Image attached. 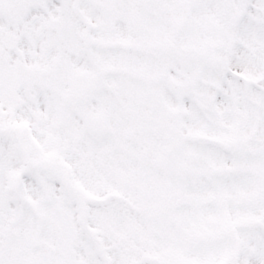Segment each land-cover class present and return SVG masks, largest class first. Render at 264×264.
I'll list each match as a JSON object with an SVG mask.
<instances>
[{
  "label": "snow or ice",
  "instance_id": "obj_1",
  "mask_svg": "<svg viewBox=\"0 0 264 264\" xmlns=\"http://www.w3.org/2000/svg\"><path fill=\"white\" fill-rule=\"evenodd\" d=\"M0 264H264V0H0Z\"/></svg>",
  "mask_w": 264,
  "mask_h": 264
}]
</instances>
